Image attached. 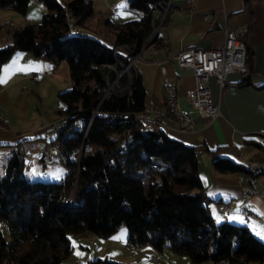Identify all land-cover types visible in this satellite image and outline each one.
<instances>
[{"label": "trees", "instance_id": "16d2710c", "mask_svg": "<svg viewBox=\"0 0 264 264\" xmlns=\"http://www.w3.org/2000/svg\"><path fill=\"white\" fill-rule=\"evenodd\" d=\"M30 1L0 0V7L25 13ZM38 1L45 6L41 17L0 47V67L17 48L43 55L56 47L67 60L72 85L62 92L65 103L57 112L69 117L52 138L67 170L59 178H31L24 143L12 147L0 174V264H72L66 259L73 235L108 237L122 226L128 227L130 244L168 247L190 255L195 264L208 259L264 264V240L248 225L215 221L197 147L135 115L147 107V89L136 65L110 88L131 59L127 49L134 54L163 43L160 29L154 32L166 0H130L129 6L140 11L137 17L106 20L113 43L84 29L95 12L93 0ZM72 26L85 32L70 33ZM246 63L249 70L247 56ZM122 110L131 114H113ZM213 153L216 170L248 171ZM75 183V199L66 198ZM86 264L135 263L98 255Z\"/></svg>", "mask_w": 264, "mask_h": 264}, {"label": "crops", "instance_id": "0c3cea01", "mask_svg": "<svg viewBox=\"0 0 264 264\" xmlns=\"http://www.w3.org/2000/svg\"><path fill=\"white\" fill-rule=\"evenodd\" d=\"M118 0H106L108 8L114 9ZM130 0H128V4ZM168 17L160 27L163 43L160 46L149 45L142 49L141 58L135 63L141 71L147 89V106L159 105L165 112L167 83L176 85L181 107L190 110L185 98V89L194 85L195 76L191 68L179 67L175 54L187 45L205 47L220 45L224 42L227 29H244L248 48L247 62L249 70L241 72L232 70L227 83L221 87L215 76L208 84L212 95L219 102L221 113L213 120H204L194 111L195 122L191 128L180 130L172 125L170 116L164 125L169 133L186 143L197 147L199 173L203 179L204 189L209 197L211 212L216 222L230 221L248 225L258 233L264 230V170L250 180H242L249 173L245 170L220 172L213 164L214 153L229 157L243 166L254 164L250 161L261 160L264 147V0H172ZM45 6L38 0H31L25 13L8 7H0V47H6L22 33L26 25L38 20ZM114 10H118L114 9ZM129 19L132 15L126 12ZM140 14V13H139ZM137 17V16H136ZM111 18V17H110ZM94 30L99 27L109 29L106 20L92 15ZM5 22V23H4ZM15 27L14 30H12ZM109 43L114 42V33ZM155 58L151 55L154 49ZM43 55L32 50L17 48L3 57L0 67V166L4 173L11 149L18 142H23L27 162L31 173L42 179L59 178L65 174L67 167L62 161L52 162L59 156L57 146L52 138L58 133L53 122L62 118L56 111L40 108L39 115L28 118L35 94L44 82L60 83L63 92L72 85L69 82L68 68L64 58L57 49L51 47ZM69 67V65H68ZM27 71L38 73L39 79L31 80L25 75ZM71 85H67L70 84ZM68 86V87H65ZM38 106V104H35ZM18 117V118H16ZM5 128V129H4ZM7 128V129H6ZM57 128L53 135L46 132ZM59 158V157H58ZM52 160V161H51ZM61 163V173L49 171L47 166ZM264 165V161L260 163ZM259 165V164H258ZM251 190V191H249ZM221 202L229 203L225 210ZM252 211L256 216L251 215ZM128 227L122 226L113 234L99 242L95 233L73 235V251L70 255L93 258L108 255L124 259L135 264H195L188 254H180L170 248L158 249L146 244L135 246L128 242ZM98 243L97 252L92 253L91 239ZM122 237V238H117ZM90 249V252L88 250ZM76 252V253H75ZM82 255H77V253ZM85 255V256H83ZM85 261L81 259L83 264ZM199 264H217L213 259Z\"/></svg>", "mask_w": 264, "mask_h": 264}, {"label": "built area", "instance_id": "2783aa9c", "mask_svg": "<svg viewBox=\"0 0 264 264\" xmlns=\"http://www.w3.org/2000/svg\"><path fill=\"white\" fill-rule=\"evenodd\" d=\"M172 7V0H166L164 7V13L161 18L163 23L167 13ZM117 9V6H113ZM5 23V22H4ZM83 33L85 32L81 26H72L70 33ZM241 35H245L244 29H227L224 42L220 45L205 47L201 45H187L180 48L175 54V59L181 68H191L195 76V83L185 89V98L190 104V110L181 107L179 102V92L176 85L167 83L169 87V95L172 100V108H167L165 112L159 105L147 106L145 109L135 112L138 118L150 120L161 125H166V118L170 116L173 120L172 125L180 130H187L191 128L195 122L194 111H196L200 117L204 120H213L221 113V107L218 101H216L212 95L211 86L208 84L210 77L213 75L216 77L217 82L223 87L228 79L229 73L232 70H239L241 72H247L246 55L243 51L241 43ZM150 41V40H149ZM116 48V47H115ZM145 47H143L144 49ZM119 49V48H116ZM121 49V48H120ZM127 53L133 59L137 60V56L133 54V50L127 49ZM157 48L154 49L151 57L155 58L154 53ZM127 69L122 67L121 71L111 81V89L115 88L118 84V79L123 72ZM128 72V71H127ZM25 75L32 79H39L38 73L33 71H27ZM113 114H123L128 116L131 114L130 111H113ZM69 115H62L63 122L59 123L54 121L53 124L58 129L65 125V121ZM264 136V131L261 132ZM260 161H250L254 163V173H247L242 177V180H250L257 174V165L264 161V147L261 150ZM73 185L71 193L66 198L75 199ZM251 191V190H249ZM221 206L225 210L230 209V204L221 202ZM251 215L256 216L252 211L249 212ZM92 243L97 247L98 243L95 237L92 238ZM77 264H81V259L76 261Z\"/></svg>", "mask_w": 264, "mask_h": 264}, {"label": "rangeland", "instance_id": "374dc122", "mask_svg": "<svg viewBox=\"0 0 264 264\" xmlns=\"http://www.w3.org/2000/svg\"><path fill=\"white\" fill-rule=\"evenodd\" d=\"M93 1H94V5H95V12H94L93 15H98V16L100 15V16L104 17L105 19L106 18H110V17L112 19H115V18H118L119 16H122L123 18H127L128 16H126L127 15L126 12L129 13V15L131 14L132 15L131 18H133V17L138 16L139 13H140L139 10L129 6L128 0H118L117 4H116L118 10H114V9L108 8V4L106 3V0H93ZM95 25H96V22L93 23V19H91V17H89V19L87 21V26H85L84 29L88 33L93 34L95 36L105 37L108 40L112 39V31L110 29H105L103 27H99L98 26L99 30H94L93 27H95ZM12 28H13L12 30L15 29V27H12ZM54 48H56V47H54ZM48 50H46V51L48 52ZM141 53H142V50H141ZM64 60H65V63L67 64V68H68L67 70H68V75H69L68 62H67L66 59H64ZM128 63H123V64H125V66L128 67V70H130L131 66L135 65V64H132V65L128 66ZM30 79L33 80L32 78H30ZM69 80H70L69 82H71L70 75H69ZM33 81H35V79ZM35 82H37V81H35ZM71 83L67 84V85H71ZM61 85H63V82H62V84H60V83H51L49 81L42 83L41 89H38L40 91V94L39 95L35 94L34 100L32 102V107H31L29 113H27L28 118H34L36 115H39L41 107L44 108V109H48L50 111L51 110L52 111H56V109L62 105V100L64 99L63 98V93L62 92L59 93V90L62 89ZM65 87H68V86H65ZM36 103L38 104V106L35 105ZM16 118H18V117H16ZM61 122H63V118L59 119V123H61ZM56 131H57V128L48 130L46 132H49L50 133L49 136H51V134L53 135L54 133H56ZM54 157H55L54 160L53 161L51 160L52 162L56 163L57 161L58 162L60 161V158H58L59 156L55 155ZM47 167H49L48 170L50 172L53 171L54 173H61V171L64 168V165L61 164V163H58V164H51V165H49ZM30 168H31L30 162L28 161L27 162V174L31 178L35 177L34 174L31 173V169ZM0 171H3L1 166H0ZM76 191H77V186L74 187L75 195H76ZM96 238L99 240V242H101L104 239V237L100 236V235H97ZM91 244H92L91 245L92 253L97 252L96 251L97 248L92 243V239H91ZM88 252H90V249L88 250ZM83 256H85V255H83ZM74 257H75V259L72 260V262H71L72 264H77L76 261L79 260V259H83L85 261L88 259V258L79 257V256H77V257L74 256ZM71 259H72V257L69 256L66 260H71ZM122 260H124V259H122Z\"/></svg>", "mask_w": 264, "mask_h": 264}, {"label": "bare ground", "instance_id": "6f19581e", "mask_svg": "<svg viewBox=\"0 0 264 264\" xmlns=\"http://www.w3.org/2000/svg\"><path fill=\"white\" fill-rule=\"evenodd\" d=\"M241 43L243 46V51H244L245 55L247 56V45H246V41H245V35H241ZM134 55L137 56V60H139L141 58V51L138 53H134ZM136 62L137 61L131 57V59L128 63V66L135 64ZM124 66L125 65H123V67ZM125 68L128 70V67L125 66ZM110 88H111V84H110ZM166 106H167V108H172V100H171L170 95H169L168 85L166 86ZM121 115H123V114H121ZM246 168L248 169L249 173H254V164H247ZM263 170H264V165H262V164L257 165V174H259ZM257 174H255V175H257ZM81 264H83L82 261H81Z\"/></svg>", "mask_w": 264, "mask_h": 264}, {"label": "snow or ice", "instance_id": "6c2138e0", "mask_svg": "<svg viewBox=\"0 0 264 264\" xmlns=\"http://www.w3.org/2000/svg\"><path fill=\"white\" fill-rule=\"evenodd\" d=\"M258 234L264 236V230H261ZM117 238H122V237H117ZM77 255H82V254L78 252Z\"/></svg>", "mask_w": 264, "mask_h": 264}, {"label": "water", "instance_id": "95a60500", "mask_svg": "<svg viewBox=\"0 0 264 264\" xmlns=\"http://www.w3.org/2000/svg\"><path fill=\"white\" fill-rule=\"evenodd\" d=\"M161 24H162V22L160 21V23L158 24V26L156 27V29H155V32L154 33H156L159 29H160V27H161Z\"/></svg>", "mask_w": 264, "mask_h": 264}]
</instances>
